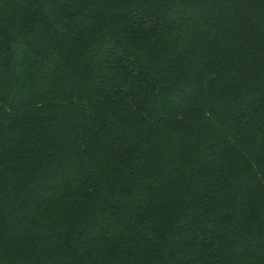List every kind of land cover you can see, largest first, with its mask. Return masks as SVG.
I'll return each mask as SVG.
<instances>
[{"label": "trees", "instance_id": "obj_1", "mask_svg": "<svg viewBox=\"0 0 264 264\" xmlns=\"http://www.w3.org/2000/svg\"><path fill=\"white\" fill-rule=\"evenodd\" d=\"M0 264H264V0H0Z\"/></svg>", "mask_w": 264, "mask_h": 264}]
</instances>
